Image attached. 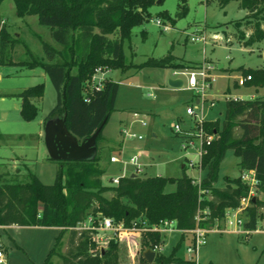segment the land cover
Segmentation results:
<instances>
[{
	"label": "trees",
	"instance_id": "trees-1",
	"mask_svg": "<svg viewBox=\"0 0 264 264\" xmlns=\"http://www.w3.org/2000/svg\"><path fill=\"white\" fill-rule=\"evenodd\" d=\"M4 0H0V5ZM157 1L165 0H14L18 17L36 16L38 24L49 28L50 37L65 49V54L43 42L40 44L45 60H33L41 66L56 93V104L45 121L65 117L67 130L78 140L90 137L101 125L96 138V155L89 161H60L54 182L45 185L29 173L15 174L9 179L0 176V227H54L59 229L56 243L49 256L55 253L59 240L67 234V246L60 255L62 264H119L117 238L109 239L105 247L98 240L96 229H78L91 219V226L107 218L113 225L131 228L142 222L150 225L163 220L175 221L184 231L196 227L198 212L208 210L201 227L223 222L228 211L241 207L249 188L240 178H225L222 188L215 187L221 162L232 151L239 158L240 171L253 170L258 185L254 201L240 213L244 230L256 231L264 209V99H227L223 119L204 121L203 129L214 138L205 147L201 159L203 172L200 186L185 174L181 177H146L138 174L119 178L117 185L104 186L103 170L98 167L99 144L102 132L111 114L116 110L118 84L104 78L100 86L93 82L97 69L125 71L127 65L123 45L129 41L132 29L148 20V9ZM176 19L188 15L187 0H177ZM237 2L246 11V21L254 22L252 32L245 38L239 33L237 41L248 47L264 41V0H219L225 7ZM162 21L175 23L166 11L159 14ZM1 21V18H0ZM240 32V31H239ZM9 34L3 23L0 28V59L9 49ZM174 57L148 59L138 67L173 68ZM183 68V67H182ZM75 70V71H74ZM242 77L250 76L244 87H264V69H239ZM234 85L237 86L236 81ZM44 95V85L38 84L8 97L20 101L19 111L25 121L37 115L32 103ZM238 131V133H237ZM178 137V136H177ZM51 160V159H50ZM8 176V174H6ZM174 190L167 192L168 186ZM110 193L111 196L106 195ZM180 239L171 253H156L154 264H194L177 258L176 252L184 241ZM163 244L158 233L140 236L139 260L145 264L142 253Z\"/></svg>",
	"mask_w": 264,
	"mask_h": 264
},
{
	"label": "rangeland",
	"instance_id": "rangeland-1",
	"mask_svg": "<svg viewBox=\"0 0 264 264\" xmlns=\"http://www.w3.org/2000/svg\"><path fill=\"white\" fill-rule=\"evenodd\" d=\"M187 4L189 12L183 19L175 18L177 0H165L151 6L148 20L134 27L129 41L124 42V55L130 67L125 71L105 73V78L119 87L116 110L102 132L105 146L102 144V148L99 144L98 150V167L103 168L101 181L104 186H113L112 179L134 173L135 166L127 162L135 156H140L137 163L142 171L138 174L141 178H178L182 176L184 167L185 174L196 178L198 170L189 167L187 160L195 164L197 157L193 150L185 152L180 148V138L173 131L176 124L181 130L194 125L193 117L187 115L186 110L191 108L197 115L202 110L205 121H221L227 99H264V87L255 89L234 85L241 78L239 69H264V41L248 47L237 41L239 33L245 34L246 38L252 32L254 22L244 20L246 11L240 9L237 2H230L225 7L220 6L219 0H187ZM163 11L176 19L174 24L159 18ZM0 18V25L4 22L10 41L6 56L0 59V176L9 179L17 173L21 177L31 173L41 183L50 185L54 182L60 161L49 159L45 145V119L56 104V93L41 66L32 62L45 60L40 39L64 54L66 52L52 40L49 28L38 24L36 16L18 17L14 0L1 3ZM157 20L160 25L156 24ZM201 35H205V46L199 41H191ZM167 55H172L174 64L180 65L177 70L138 67L150 58L161 59ZM200 63L208 67L211 75L203 107L196 103L198 95L188 88L186 77L174 74L199 69ZM175 77L182 80L181 88L168 85V81ZM96 78L99 80L101 76ZM38 84L44 85V95L32 101L37 107V115L33 120L25 121L19 111L20 101L8 95ZM211 102L214 104L212 107ZM126 134L141 136L142 139L134 143L124 140L122 151L118 152ZM109 152H114L122 162L110 163ZM143 152L147 156L142 155ZM238 163L239 158L228 151L219 167L215 187L222 188L225 178L239 177ZM173 190L172 185L166 189L167 192ZM259 198L264 200V195H259ZM261 213L263 217L256 231L238 234L232 231L233 227L221 223L218 228L229 232L209 233L205 244L197 250L196 259L187 253L191 243L189 236L185 237L175 256L187 262L194 261V264H264V209ZM89 220L84 224L89 225ZM229 220L234 219L231 216ZM98 232L99 241L112 237L110 232ZM58 234L59 230L54 227H0V250L4 253L5 264H62L60 255L65 253L67 246L65 235L46 263ZM122 235L117 237L121 247L120 264H128L127 250L134 248L140 251V236ZM179 239L178 233L163 237L161 253L168 256Z\"/></svg>",
	"mask_w": 264,
	"mask_h": 264
},
{
	"label": "built area",
	"instance_id": "built-area-1",
	"mask_svg": "<svg viewBox=\"0 0 264 264\" xmlns=\"http://www.w3.org/2000/svg\"><path fill=\"white\" fill-rule=\"evenodd\" d=\"M4 23V22H3ZM1 23V26L3 25ZM157 25H160V21H156ZM191 41H199L203 44V46L206 45V38L205 35H201L200 37L192 38ZM199 69L188 71L185 70L184 72H175V75H182L186 77V85L188 88L194 90L196 94L198 95V104L203 107L206 103V95H207V89L210 87L211 82V75L208 73V67L205 66L204 63L198 67ZM106 73L103 69H97L95 71V75L93 76V82L97 83L98 86H100L101 82L104 80L102 75ZM97 76H101L99 80H97ZM250 80V76H247L246 78L242 77L239 78L236 83L237 86L243 87L244 83L246 81ZM239 98H235L234 100H237ZM212 107L214 104L213 102L209 103ZM186 114L193 117L194 119V125L191 126L188 130H181L179 125L176 124L174 126V134L177 135L180 138V148L183 151H187L189 149L193 150L195 153V156L197 157V162L195 164L188 162L189 167H196L198 170V176L196 178H193V183L196 184L198 187L200 186L202 176V168H201V159L203 154L205 153V147L209 146L213 140L212 135H207L204 132L203 129V123H204V115L202 114V110L200 111V114L197 115L191 108H188L186 110ZM142 126H145V123H140ZM125 140H141V136H135L134 134H126L124 136ZM140 156H135L129 159L127 163L135 166V174L141 173V169L139 168V164L137 163ZM110 163H121L122 161L118 159L116 156H111L109 158ZM126 162H124L125 164ZM240 181L245 184L249 190H248V197L241 201V207L237 208L235 210L228 211L225 215V218L223 222L228 227H233L232 230L235 233L238 234H249V231H246L244 229L240 230L239 228L242 227V219L240 218V213L242 210L249 205L250 199H254L255 195V188L258 185V181L255 177V172L253 170H245L242 171L239 175ZM119 182V178L112 179V183L114 185H117ZM208 215V210H204L203 212H198L196 216V227L189 231L180 230L177 228L175 221H169V220H163L158 222L157 224L150 225L146 222H142L140 226H138L136 223H133L131 228H124L122 225H113L112 221L110 219H103L101 223L99 224V228H94L91 226V222L89 225L81 224V226L78 227V229H96V230H103L110 232L112 234V237L106 239V241H100L102 244H106V242L111 238H117L119 235H138L141 236L143 233H158L162 237H165L166 235L172 234V233H178L183 234L185 233L186 236H189L191 239V243L189 247L187 248V253L193 254L195 259L197 256V250L205 244L206 236L211 232H218V233H224L229 232L228 229L220 230L218 227L221 224L219 221H215L213 226L208 227H201L199 223L204 221L206 219V216ZM234 220H229V217H231ZM218 225V226H217ZM216 227V228H215ZM163 244H160L158 246H155L152 251L156 253H161V247ZM193 263H195L193 261ZM0 264H5L4 261V253L2 250H0Z\"/></svg>",
	"mask_w": 264,
	"mask_h": 264
},
{
	"label": "water",
	"instance_id": "water-1",
	"mask_svg": "<svg viewBox=\"0 0 264 264\" xmlns=\"http://www.w3.org/2000/svg\"><path fill=\"white\" fill-rule=\"evenodd\" d=\"M157 4L160 1L156 2ZM168 85L171 88H181L183 82L180 79H170ZM101 125L90 137L78 140L66 128L65 117L54 116L45 123V145L49 159L53 161H89L96 155V138ZM134 177V175H131ZM254 201V199H253ZM147 264H151L155 258V252L147 249L142 253Z\"/></svg>",
	"mask_w": 264,
	"mask_h": 264
},
{
	"label": "crops",
	"instance_id": "crops-1",
	"mask_svg": "<svg viewBox=\"0 0 264 264\" xmlns=\"http://www.w3.org/2000/svg\"><path fill=\"white\" fill-rule=\"evenodd\" d=\"M201 64V63H200ZM102 77L103 78H105V74L104 75H102ZM0 78H1V76H0ZM173 79H179V78H177V77H175V78H173ZM237 87H239V86H237ZM252 98V97H251ZM196 103L198 104V100L196 99ZM142 126V125H141ZM142 127H145V126H142ZM191 128V126L189 127V128H187V129H185V130H188V129H190ZM122 133V132H121ZM152 137H155V135L154 134H152ZM125 139H123L122 140V142H121V144H119V147H118V149H117V151L118 152H120V151H122V148H123V146H124V141ZM105 141H106V139H102V141L100 142V145H101V147H102V144H103V142L105 143ZM136 141H139V140H136V139H133V140H127L126 142L128 143H134V142H136ZM103 146H105V144H103ZM103 148V147H102ZM141 155V154H140ZM142 155H144V156H147V154L145 153V152H143V154ZM141 155V156H142ZM194 155H195V153H194ZM111 156H116L117 157V155L114 153V152H109V154H108V159L111 157ZM187 162H189L188 160H187ZM18 163V162H17ZM114 164V163H113ZM144 167L146 168L147 166L146 165H144ZM101 170H103V168H100ZM7 174V173H6ZM17 174H19V173H17ZM134 173H131V174H128V175H133ZM174 187V186H173ZM57 230H59V229H57ZM65 236H67V234L65 235ZM123 237H125L126 235H122ZM133 236H135V235H133ZM133 241V240H132ZM134 242V241H133ZM133 245V244H132ZM127 258L129 259L128 261H129V263L128 264H143V263H141L140 262V260H139V251L137 250V249H134V248H130V249H128L127 250ZM121 247L119 246V252H118V261H119V264L121 263ZM137 258H138V261H137ZM145 264H147V263H145ZM151 264H154V263H151Z\"/></svg>",
	"mask_w": 264,
	"mask_h": 264
}]
</instances>
